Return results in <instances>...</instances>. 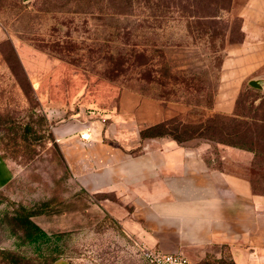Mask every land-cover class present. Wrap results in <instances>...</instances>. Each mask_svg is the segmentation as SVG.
<instances>
[{"label": "rangeland", "instance_id": "rangeland-1", "mask_svg": "<svg viewBox=\"0 0 264 264\" xmlns=\"http://www.w3.org/2000/svg\"><path fill=\"white\" fill-rule=\"evenodd\" d=\"M248 1H160L152 8L141 2L134 15L107 16L104 8L90 12L86 5L83 12L72 4L40 10L43 4L35 0H5L0 9V149L12 178L0 190V251L18 254L26 264L53 259L149 264L144 247L123 226L120 211L126 206L113 193H90L79 185L56 131L66 123L92 120L104 143L134 154L144 141L160 138H143L141 131L171 117L185 124L211 113L236 112L240 121L249 122L264 118V68L241 84L232 112L214 109L217 99L226 100L233 91L223 89V61L243 40ZM136 25L137 38L123 35ZM132 47L148 55L141 62L149 57L153 70L143 64L140 71L108 76L109 56ZM260 136L257 144L264 152V132ZM251 152L249 178L261 186L264 180L257 177L264 173V156L255 159ZM21 208L35 212L31 220L50 238L39 249L20 237L23 230L14 217ZM0 264L11 263L0 257Z\"/></svg>", "mask_w": 264, "mask_h": 264}, {"label": "crops", "instance_id": "crops-1", "mask_svg": "<svg viewBox=\"0 0 264 264\" xmlns=\"http://www.w3.org/2000/svg\"><path fill=\"white\" fill-rule=\"evenodd\" d=\"M242 16L243 40L223 61V89L233 91L215 101L223 113L232 112L241 84L264 68V0H249ZM60 126L56 135L72 176L90 193L117 196L126 206L123 226L138 244L181 252L191 264H264V194L252 188L251 151L160 137L131 154L104 143L92 120ZM11 178L0 153V190Z\"/></svg>", "mask_w": 264, "mask_h": 264}, {"label": "trees", "instance_id": "trees-1", "mask_svg": "<svg viewBox=\"0 0 264 264\" xmlns=\"http://www.w3.org/2000/svg\"><path fill=\"white\" fill-rule=\"evenodd\" d=\"M160 1L168 3L174 0H35V2H42L43 6L39 8L40 10H46L56 5V7L62 8L63 5L72 4L79 9L77 11L83 12L80 9H83L82 6L86 5L85 7H89L88 10L90 12L95 9L102 10L104 8L105 10L103 13L107 16L120 14L134 15L136 7L142 6V4L139 3H147L146 7L152 8V5H156ZM4 4L5 0H0V9ZM16 7L17 11H20L21 7ZM42 7L43 9H41ZM165 7L167 11L171 8L169 5H166ZM207 7H209V5ZM154 15L155 14L145 17H153ZM209 17L212 16L209 15ZM140 21H142V19L139 18L138 22ZM138 27L139 25L133 27L131 26V28H125L122 33L124 36L130 35L132 38H137L139 34ZM119 33L120 32H118V34ZM208 33V36H212L211 32ZM145 55L147 54L135 47L129 48L125 53L116 52L115 54H111L109 56L111 66L107 70V75L117 76L120 72H125L130 68L138 69L140 71L143 64H147L152 71L154 64L151 62L149 57L147 61L145 60L144 62H141V58ZM207 101L209 102V100ZM207 108L208 110L211 109V103L208 104ZM243 117L247 118L248 115H243ZM250 119L252 120L251 122L246 119L245 121H240L239 114L236 112L232 115L211 113L204 121L190 124H185L178 117H171L143 129L141 131V137L169 136L177 143H182L193 138H203L218 144L253 151L255 154L254 158L256 159L264 156V152L257 144L261 139L260 135L264 132V118L251 117ZM1 156L3 157L2 153ZM257 178L264 180V173L260 174ZM255 180L250 177L253 190L257 193L264 194V181L260 182L261 186H259L258 182ZM34 214L35 212L21 208L20 211H17L14 219L23 230V235L20 236L22 241H27L30 244H36L38 247L37 249H39L40 244L45 242L47 243L50 238L44 230L31 220V216ZM0 257L7 259L11 264H26L21 261L22 258L18 254L13 252H6L2 250L0 251ZM55 260L56 259H53L47 264H52Z\"/></svg>", "mask_w": 264, "mask_h": 264}, {"label": "built area", "instance_id": "built-area-1", "mask_svg": "<svg viewBox=\"0 0 264 264\" xmlns=\"http://www.w3.org/2000/svg\"><path fill=\"white\" fill-rule=\"evenodd\" d=\"M88 139V135H81ZM144 256L149 264H191L189 259L181 252L166 253L158 249L144 248Z\"/></svg>", "mask_w": 264, "mask_h": 264}, {"label": "water", "instance_id": "water-1", "mask_svg": "<svg viewBox=\"0 0 264 264\" xmlns=\"http://www.w3.org/2000/svg\"><path fill=\"white\" fill-rule=\"evenodd\" d=\"M250 84H251L252 86H257V82L254 81V80L250 81Z\"/></svg>", "mask_w": 264, "mask_h": 264}]
</instances>
